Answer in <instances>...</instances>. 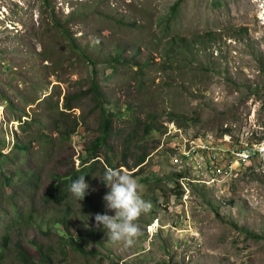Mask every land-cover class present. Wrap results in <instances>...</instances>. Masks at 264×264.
I'll return each mask as SVG.
<instances>
[{
  "label": "rangeland",
  "instance_id": "rangeland-1",
  "mask_svg": "<svg viewBox=\"0 0 264 264\" xmlns=\"http://www.w3.org/2000/svg\"><path fill=\"white\" fill-rule=\"evenodd\" d=\"M107 167L151 202L130 247L94 220ZM70 175L82 200L47 196ZM33 242L55 264H264V0H0V264L18 243L38 264Z\"/></svg>",
  "mask_w": 264,
  "mask_h": 264
},
{
  "label": "clouds",
  "instance_id": "clouds-1",
  "mask_svg": "<svg viewBox=\"0 0 264 264\" xmlns=\"http://www.w3.org/2000/svg\"><path fill=\"white\" fill-rule=\"evenodd\" d=\"M256 147V152L246 162H236L235 157L231 154L232 149L227 154L226 163L221 164L223 168L227 165H231V172L224 175H215L211 166L214 164L218 166V160L213 156L212 153L208 157L206 169L212 172L213 179H226L232 174L235 165H243L251 160L253 155L260 152L257 144H247L243 143L241 147ZM239 149V148H238ZM200 149H198L199 151ZM197 151V152H198ZM185 156L192 154L191 152L186 154L183 150ZM91 159V158H90ZM95 160V159H94ZM211 160L213 163H211ZM141 164L139 165V167ZM138 167V169H139ZM200 169V167H199ZM201 173V174H200ZM201 176L203 183H209L205 180L206 176L202 172L197 174V177ZM183 179L182 176H179ZM108 189V191L103 196V201L105 202L106 212L104 214L96 213L94 220L97 225H103L106 229L108 240L112 242H122L126 247H130L134 243V238H138L142 234L140 226L135 223L139 219L142 213H147L151 209V202L146 201L142 198L138 191V183L133 178V176L126 170L119 168L107 167L104 171L103 177L99 178ZM200 179V182H202ZM181 182V180H180ZM182 183V182H181ZM89 185L84 179V175L78 176L73 179L69 191L77 198V200H82L88 190ZM95 189H93L94 191ZM114 211V215L107 214V211Z\"/></svg>",
  "mask_w": 264,
  "mask_h": 264
},
{
  "label": "trees",
  "instance_id": "trees-1",
  "mask_svg": "<svg viewBox=\"0 0 264 264\" xmlns=\"http://www.w3.org/2000/svg\"><path fill=\"white\" fill-rule=\"evenodd\" d=\"M180 40L182 41L183 39L180 38ZM199 41V40H197ZM197 41H189L188 44H184L183 45V49H186V51H189L191 48H193ZM202 42H200L201 44ZM118 52H116V57L115 59H117L118 56ZM90 91H93V94H96L97 96V100L98 101H102L101 99V95L98 91V88L96 85H92L90 88ZM65 109H70L71 106L69 104H65L64 106ZM102 128L103 130H105V132H109L111 129V121L107 116H104L103 120H102ZM73 127L71 130L68 131V134L72 131H74ZM223 131L225 132H229V128H225ZM101 139L97 138L95 142H93L90 145V148L88 149V151H92V154L90 156L91 159H95L97 157H99V153L97 152L100 146ZM145 157L146 154L142 153L134 162V166L138 167L140 164H142L145 161ZM94 161H98V159H95ZM141 167V166H140ZM139 167V168H140ZM77 178L75 175H70V177L64 178L61 177L59 178L57 184L54 187H50L47 191V196L50 198H55L57 202H60L64 197H65V192L67 191V188L70 186L71 182L73 179ZM58 222V221H56ZM6 238V236H4V239ZM35 248H36V252L37 255L39 257V263L38 264H55L52 258V254L49 250L48 247H44L42 244H38V243H34ZM69 244L71 245V247L75 250H82L81 245L79 243H77L75 240L71 239L69 241ZM17 249H18V259L20 261L19 264H31L30 261L28 260V254L27 252L20 246V244H16Z\"/></svg>",
  "mask_w": 264,
  "mask_h": 264
},
{
  "label": "built area",
  "instance_id": "built-area-1",
  "mask_svg": "<svg viewBox=\"0 0 264 264\" xmlns=\"http://www.w3.org/2000/svg\"><path fill=\"white\" fill-rule=\"evenodd\" d=\"M255 152H256L255 146H253V147H240L237 150H232L231 154L235 157L236 162H238V161L241 162L242 159H244V157L252 156V154H254ZM211 163H213V162L211 161ZM211 168H212L215 175H218L221 177L231 172V167L229 169H222L221 165L216 166L214 164L213 166H211Z\"/></svg>",
  "mask_w": 264,
  "mask_h": 264
},
{
  "label": "bare ground",
  "instance_id": "bare-ground-1",
  "mask_svg": "<svg viewBox=\"0 0 264 264\" xmlns=\"http://www.w3.org/2000/svg\"><path fill=\"white\" fill-rule=\"evenodd\" d=\"M184 142H185V141H184ZM188 144H189V143H188ZM191 144H192V142H191ZM195 144H196V143H195ZM195 144H194V145H195ZM202 146H203V145H202ZM196 151H197V150H196ZM181 152H182V151H181ZM187 153H188V152H187ZM193 153H194V152H193ZM190 155H191V154H190ZM185 157H186V156H185ZM157 223H158V222H157Z\"/></svg>",
  "mask_w": 264,
  "mask_h": 264
}]
</instances>
